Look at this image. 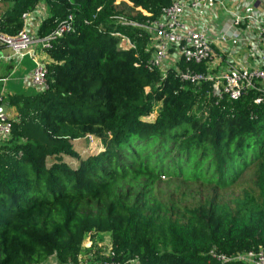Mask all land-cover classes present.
<instances>
[{"label": "trees", "instance_id": "trees-1", "mask_svg": "<svg viewBox=\"0 0 264 264\" xmlns=\"http://www.w3.org/2000/svg\"><path fill=\"white\" fill-rule=\"evenodd\" d=\"M40 1V37L69 15L74 31L47 51L48 89L8 100L18 118L0 148V264H77L91 232L110 234L116 264H243L209 253L264 248V99L215 104L207 85L145 67L146 33L117 20L156 19L169 0H1L0 31L17 34ZM88 135L103 150L81 159L71 142ZM165 177L177 191L160 189Z\"/></svg>", "mask_w": 264, "mask_h": 264}, {"label": "built area", "instance_id": "built-area-1", "mask_svg": "<svg viewBox=\"0 0 264 264\" xmlns=\"http://www.w3.org/2000/svg\"><path fill=\"white\" fill-rule=\"evenodd\" d=\"M239 3L236 0H169L156 19L139 23L119 17L117 21L146 33L149 58L145 67L149 71L157 70L160 81L171 72L182 83L197 88L207 85L205 95L215 104L223 100L237 101L250 93L255 94L254 103L259 104L264 99V0H247L249 9L246 5L238 8ZM222 13L228 14L229 20L219 28L218 14ZM47 17L46 3L40 1L31 12L22 15L23 26L17 34L0 31V48L9 52L0 60L18 64L29 58L33 69L24 81L38 92L48 89V72L47 64L35 54L47 52L55 41L74 31V18L69 15L48 35L40 37L39 28ZM30 18L35 20L33 26L29 24ZM85 24L90 23L85 21ZM111 35L119 39L121 50L135 49L126 35L116 32ZM241 43L245 45L249 63L234 61ZM5 99V94L0 93V106ZM14 121L0 112V148L10 138ZM209 254L222 263L264 264L263 247L234 256L215 250ZM112 256L110 250L108 258Z\"/></svg>", "mask_w": 264, "mask_h": 264}, {"label": "rangeland", "instance_id": "rangeland-1", "mask_svg": "<svg viewBox=\"0 0 264 264\" xmlns=\"http://www.w3.org/2000/svg\"><path fill=\"white\" fill-rule=\"evenodd\" d=\"M43 61V60H42ZM28 60L23 61V65L29 64ZM18 72V71H17ZM11 74L9 78L11 79H17L20 77L19 73ZM11 73V70L2 69L0 67V77H6L8 74ZM3 84L0 83V86ZM9 85V83L7 84ZM161 109V102H157L154 104L152 108V112L149 116L142 117L143 120H146L148 123L153 122L156 117L159 114V111ZM84 140L81 141H73V147L74 150L78 153L81 159L90 156L95 155L98 152L103 150V145L100 141H98L94 136H86L83 138ZM64 160L71 163L72 166L77 164V159H73L70 157H64ZM52 162V159H48V164ZM249 183L245 182L244 187L249 186ZM159 187L161 190H164L165 192H172L177 191L175 188V185L172 184L167 177L164 179L161 178V181L159 183ZM242 188L233 187L232 189H229L222 193V198L225 201H230L232 198L236 197L237 195H240L242 193ZM182 191V189H180ZM190 191L194 192V189L187 190V201H191L190 195H193L194 193H190ZM81 253L78 258L77 264H104L107 263V259L111 250V237L108 233H95L91 232L86 235L84 238V241L82 243L81 247ZM43 264H59L55 257L49 258L47 261H45Z\"/></svg>", "mask_w": 264, "mask_h": 264}, {"label": "crops", "instance_id": "crops-1", "mask_svg": "<svg viewBox=\"0 0 264 264\" xmlns=\"http://www.w3.org/2000/svg\"><path fill=\"white\" fill-rule=\"evenodd\" d=\"M236 1H240L238 8H240L241 6H245L247 3V0H236ZM243 1H245V2H243ZM246 8L249 9V6L246 5ZM228 20H229L228 14H225V13L218 14V26H219V28L226 26L228 23ZM29 24L31 26H33L35 24V20L33 18H30ZM36 24H37V22H36ZM118 44H119V42H118ZM217 47H218V49L222 48L221 44H218ZM8 53H9L8 50H6L4 48H0V57H4V56L8 55ZM35 55L37 56L38 59L43 60L46 64H49L50 59H49L47 52L39 51ZM247 56L248 55L246 52L245 45L243 43H241L239 45L238 51L236 52V54L234 56V61L237 63H249ZM24 60H28L30 63L28 62L29 64L23 65ZM0 67H2V69L11 70V73L8 74V76H6V77L1 76L0 77V83L3 84L2 86H0V93H4L6 96L4 103L0 106V112L8 114L11 118H13L16 121L18 118L17 117L18 113H17L16 108L9 104V102H8L9 98L14 97V96H18V95L31 96V95H34L36 93H39L32 86L28 85L24 81V78L33 69V62L29 58L22 59L21 61L18 62V64H17V61L6 62L5 60L1 59L0 60ZM16 72L20 74V77H18L17 79H14V80L9 78L11 74H15ZM8 83H9V85H7ZM141 120L144 122H147L146 120H143V119H141ZM81 140H84V139L82 138V139H78V140H74V141H81ZM71 143L73 145V141ZM64 157H66V156L62 157L63 161H65L71 167H76L79 163V161L77 160L78 161L77 164L72 166L71 163L64 160Z\"/></svg>", "mask_w": 264, "mask_h": 264}, {"label": "water", "instance_id": "water-1", "mask_svg": "<svg viewBox=\"0 0 264 264\" xmlns=\"http://www.w3.org/2000/svg\"><path fill=\"white\" fill-rule=\"evenodd\" d=\"M2 113V112H1Z\"/></svg>", "mask_w": 264, "mask_h": 264}]
</instances>
